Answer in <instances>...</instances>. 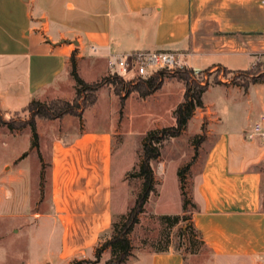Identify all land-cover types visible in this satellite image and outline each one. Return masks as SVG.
Segmentation results:
<instances>
[{"label":"crops","instance_id":"0c3cea01","mask_svg":"<svg viewBox=\"0 0 264 264\" xmlns=\"http://www.w3.org/2000/svg\"><path fill=\"white\" fill-rule=\"evenodd\" d=\"M135 51L181 53L196 70L239 71L236 65L243 60L253 66L264 59V0H0V109L8 116L41 100L61 81L71 83L60 77L73 54L78 63L84 56L107 61ZM247 111L250 118L252 109ZM253 128L220 124L209 132L213 137L193 195V222L212 257L207 264H264L263 172L258 169L264 142L249 138ZM0 132L12 136L14 131L0 125ZM111 141L108 131L99 130L53 143L54 213L46 225L51 233L58 230L56 254L62 263L94 261L99 237L111 227L117 212ZM6 165L0 204L13 196L8 184L25 174L23 167L15 172ZM22 190L27 199L26 185ZM46 250L45 258L54 256L52 248ZM20 257L24 262L25 254ZM141 260L188 264L189 259L171 248L142 254L136 261Z\"/></svg>","mask_w":264,"mask_h":264},{"label":"rangeland","instance_id":"374dc122","mask_svg":"<svg viewBox=\"0 0 264 264\" xmlns=\"http://www.w3.org/2000/svg\"><path fill=\"white\" fill-rule=\"evenodd\" d=\"M261 58V57H260ZM249 60L236 65L239 71L228 72L223 67H212L207 70H192L194 76L210 82L211 86L204 95V108L197 109L193 118L181 136L171 139L162 148L161 157L154 163L156 189L151 194L145 206L140 221L129 235L132 253L124 264H146L144 260L136 261L142 254L152 253L154 246H163L166 238L176 241L181 226L168 232L160 223V215H174L182 211L181 192L178 188V169L191 164L186 173V190L193 200L195 184L201 170V162L209 150V132L217 125L223 129H232L242 123L254 127L264 118V83L250 85L247 91L243 87L232 84V81L246 82L248 78L261 81L264 79V59L251 66ZM255 69L250 71V69ZM76 69L86 82H99L103 78H114L108 68V60L82 57L76 63ZM72 64L69 62L66 71L60 78H71V83L61 81L55 87L46 91L39 101L49 102L55 99L71 101L76 94V83L71 74ZM161 71V70H159ZM158 71V72H159ZM178 70H166L162 87L152 95L142 98L136 92L130 93L122 107L120 97L126 95L127 89L121 95L114 92L110 85H103L97 92L94 106L86 108L81 118L66 115L58 120L36 118V128L39 135L38 146L33 147L30 127L15 130L13 135L0 134V173L9 165L7 170L18 171L23 167L25 174L14 184L12 197L4 198L0 204V260L6 264H76L78 261H89L84 264H106L110 258V249H102L98 263L87 259H70L63 263L56 252L60 249L59 233H51L46 220L53 217V185L51 156L53 143L59 137L79 136L86 131H108L112 136L111 155L113 160V204L116 213L125 214L133 206L136 195L140 191L141 181L129 177V173L140 165L142 157V142L144 135L156 128L175 125L174 111L183 101L184 84L176 77ZM156 74V73H155ZM146 78L124 80L130 86L137 85ZM219 81L221 83L216 84ZM245 104H248L246 106ZM252 109L247 118V109ZM5 119L12 120L19 126L28 122L30 115L23 109L6 115ZM262 133L258 136L264 142V122ZM1 133V132H0ZM204 137L196 154V142ZM6 165V166H7ZM263 172L262 199L264 205V161L258 166ZM27 187L28 197L25 199L22 187ZM180 187V186H179ZM21 189V190H20ZM160 194V196H159ZM24 226L21 229L22 223ZM27 222V223H26ZM19 229V235L13 230ZM37 237V239L34 238ZM50 243H47L48 237ZM111 237L110 230L103 232L95 248L102 247ZM197 240V238H195ZM46 242V243H45ZM48 248L55 252L51 258H45ZM185 249V248H184ZM25 254L24 262L20 254ZM89 256L90 253L88 254ZM18 256L19 260H16ZM188 264H207L212 260L211 253L206 247L201 248L198 255H188ZM17 258V259H18ZM38 262V263H37ZM220 261L217 264H223Z\"/></svg>","mask_w":264,"mask_h":264},{"label":"trees","instance_id":"16d2710c","mask_svg":"<svg viewBox=\"0 0 264 264\" xmlns=\"http://www.w3.org/2000/svg\"><path fill=\"white\" fill-rule=\"evenodd\" d=\"M70 62L72 64L71 74L77 86L75 97L71 101L63 99H55L49 102L33 100L23 108V110L30 115L28 122H24L17 126L12 120L5 119L4 116L0 114V125L6 126L10 131L29 126L32 134L31 144L33 147H37L39 135L36 128V118L58 120L66 115L81 118L86 108L95 105L97 101V92L103 85L112 86L117 95H121V91L127 89L126 95L120 97L121 106L123 107L126 97L130 93L136 92L142 98L148 97L162 87L165 79L164 74L166 69H163L156 72L153 76L141 80L133 87L130 86L129 82H125L124 79L119 76H114V78H103L99 82L88 83L84 81L77 72L75 54L71 56ZM224 69L231 72V70L227 68ZM253 70L255 69H250V71ZM193 74L194 72L192 70H178L176 77L184 84L185 91L183 101L178 104L174 111L175 125L152 129L144 135L140 165L128 174L129 177L131 176V178L141 181L140 191L136 195L133 206L127 213L113 215L111 227L109 229L111 237L102 246L104 248H98L96 250V260L94 263L99 262L102 249L106 248L110 249V258L106 264H124L131 257L132 245L129 235L139 223L140 215L144 213L145 206L151 194H153L156 189L153 165L161 157L164 145L171 139L181 136L190 120L193 118L195 111L204 108L203 98L211 84L208 81L197 78ZM215 83L219 84L221 82L216 81ZM257 83H264V79L259 81L254 78H248L246 82L232 81V84L243 87L245 91L249 89L250 85ZM202 141H204V137H201L196 142L194 160L198 155V148ZM190 166L191 164H188L178 169L177 172L182 198V212L180 214L159 216L161 225L168 232L180 225L183 226L179 228L176 241L173 244L168 234L163 246H154L155 249L153 252L155 253H168L171 248H173L174 251L182 254L184 259H186L188 255H198L201 252V248L206 247L201 232L196 228L193 222V212L196 209V204L188 196L186 190V173L189 171ZM195 238H197V240ZM84 263L90 262L86 260L76 262V264Z\"/></svg>","mask_w":264,"mask_h":264},{"label":"built area","instance_id":"2783aa9c","mask_svg":"<svg viewBox=\"0 0 264 264\" xmlns=\"http://www.w3.org/2000/svg\"><path fill=\"white\" fill-rule=\"evenodd\" d=\"M93 54L97 48L92 47ZM184 55L176 52L135 51L124 54L112 55L108 58V68L112 75H117L124 80L135 78H149L159 70H182L188 68ZM254 126L249 138L253 139L262 133V123Z\"/></svg>","mask_w":264,"mask_h":264}]
</instances>
